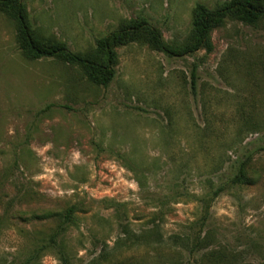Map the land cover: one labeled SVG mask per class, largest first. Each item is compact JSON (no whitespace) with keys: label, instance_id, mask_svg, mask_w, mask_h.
Listing matches in <instances>:
<instances>
[{"label":"rangeland","instance_id":"obj_1","mask_svg":"<svg viewBox=\"0 0 264 264\" xmlns=\"http://www.w3.org/2000/svg\"><path fill=\"white\" fill-rule=\"evenodd\" d=\"M228 1L22 0L77 53L140 18L180 45L196 4ZM211 41L184 57L119 47L103 88L26 58L0 12V264L39 248L37 264H61L67 215L72 264H264V23L228 19Z\"/></svg>","mask_w":264,"mask_h":264},{"label":"trees","instance_id":"obj_2","mask_svg":"<svg viewBox=\"0 0 264 264\" xmlns=\"http://www.w3.org/2000/svg\"><path fill=\"white\" fill-rule=\"evenodd\" d=\"M0 12L15 21L19 49L26 58L30 60L52 58L75 66L91 83L107 88L117 74L119 63L117 48L137 42L146 44L152 50L164 53L169 57L189 56L202 49L209 53L213 50L212 31L222 27L226 20H236L250 26H255L260 22L264 23V0H230L213 9L201 3L196 4L193 10L189 41L180 45L166 44L161 32L148 20L140 18L129 20L117 30L98 38L95 48L84 53L74 52L65 43L46 38L32 29L28 11L22 0H0ZM193 83L195 84L194 80ZM52 106H47L41 112L50 111ZM242 182L243 166L240 167L238 176L232 180L233 184ZM48 217L60 216L51 215ZM59 219V225L52 236V242L58 246L60 263L72 264L57 240L63 234L64 226L69 223L70 218L67 215ZM39 249L33 250L24 263L12 261L7 264H37Z\"/></svg>","mask_w":264,"mask_h":264}]
</instances>
